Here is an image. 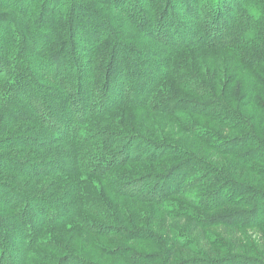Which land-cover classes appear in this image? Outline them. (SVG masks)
Returning <instances> with one entry per match:
<instances>
[{"label": "rangeland", "instance_id": "rangeland-1", "mask_svg": "<svg viewBox=\"0 0 264 264\" xmlns=\"http://www.w3.org/2000/svg\"><path fill=\"white\" fill-rule=\"evenodd\" d=\"M53 1L57 2V6L54 5L52 9L64 10L67 2L90 5L98 13L110 16L111 22L112 17H122L112 5L102 6L101 3H107L102 0H96L95 3L88 0H0V23H8V26L14 27L17 39L22 44H26L28 38L41 43L43 39L47 40L46 36L41 37L39 34L49 29L51 18L46 17ZM250 4L255 5L256 0H251ZM171 6L177 9V14L186 15L182 11L184 6L178 0H171ZM203 20L201 18L197 22ZM31 25L35 27L33 34L27 32V27ZM115 30L118 31L117 28ZM74 32L77 33V30ZM135 34L136 37H144L143 34ZM14 36L13 32L0 29V47H3L4 52L10 50L8 43L14 40ZM127 45L135 46L131 43ZM146 45H151L153 51L162 49L155 42L143 41L136 48L138 60L146 65L152 61L160 64L161 58L151 55ZM17 49L16 51L21 50ZM81 53L83 55L82 51ZM82 57L88 62L89 55ZM23 60L31 67L34 78L42 79L44 75H48L47 72L52 71L51 68L45 70L41 61L28 63L24 55ZM196 65V80H203L208 84L213 77L217 95H222L219 91L222 86L223 90H227L224 84L229 77H233V83H227L231 100H223L231 104V109L239 115L237 119L223 118L222 121L214 122L207 115L209 111L212 113L214 107H204L208 103L207 98L192 95L188 90L172 89L178 91L177 102L181 101L175 105L182 108L174 117L159 112L151 113L139 106L133 107L126 114L117 111L100 122H91L92 129H78V133L74 134V129L70 127L71 132L66 134L68 140L80 139L73 144L58 133L49 138L47 131L43 132L20 122L6 124L8 130L0 136V143L5 147L10 145L11 148H7L8 152L0 150V157L26 161L28 168L24 171L29 176L5 173L0 168V186L10 183L20 195L38 203L36 202L37 208L32 206L33 218L24 228L19 227L14 240H10V246L0 237V263L264 264V221L261 222L259 218L261 215L264 219V212L262 214L260 210L245 207L247 200L258 199L257 195L264 193V94H261V87L257 88L237 69L229 55H205L200 57ZM137 67L130 68L134 72L133 76L131 72H126L122 79L116 78L115 83L121 81L124 91H111L115 93L114 102L119 96L134 99L128 93L136 80L140 81V67ZM146 67L149 69L150 66ZM258 77L264 78L261 74ZM0 79L8 80V76L0 74ZM189 80L187 76V84L191 83ZM42 84L48 86L45 80ZM166 85L168 82H163V86ZM252 87L257 90L254 102L246 99ZM60 88L57 87L56 90L58 95L64 93ZM140 93L138 92V97ZM239 95L245 98L236 100L235 97ZM23 97L25 96L21 94L15 96L17 100ZM223 97L225 98L224 94ZM247 102L250 104L245 106ZM140 103L138 102L139 105ZM5 107L0 98V126L7 120L1 114ZM41 112L49 116L48 110ZM202 112L204 116L200 114ZM107 119L120 122L119 129L104 127ZM101 130L113 131L127 140L125 148L116 152L121 153V160L125 162L121 164L123 167L112 169L107 174L104 172V176H110L103 178L95 176L97 174L90 166L95 158L94 152L99 147L100 139L97 140L95 136ZM74 135L78 136L70 139ZM32 136H37L40 140L44 136V141H41L43 146L32 145L33 142L28 140ZM27 141L32 147L27 148L30 145ZM13 145L24 148H14ZM22 149H26L27 154L21 155ZM128 157L131 160L126 161ZM134 157L138 160L139 157L147 158L145 160L150 162L136 161ZM81 160H86L87 167H82ZM43 172L47 173L42 174ZM42 175L44 178L37 177ZM165 175L168 176L166 186L147 184L139 189L131 188L123 192L128 195L127 199L122 194L113 193L114 182L109 181L116 177L124 179L122 181L146 177L154 180L151 177ZM183 179L188 184L182 182ZM15 180L20 186L16 182L13 184L12 181ZM228 183L233 189L226 185ZM223 187L229 188L224 190ZM247 187L251 190H246ZM154 188L155 192L152 191ZM211 188L215 189L216 195ZM163 191L172 193L170 200L162 202L163 207L149 202L152 198L157 199ZM136 196L140 198H135ZM6 199L9 205L22 207L17 200L7 196ZM219 203L224 205L213 208L214 204ZM9 205L0 201L1 218L14 216L15 212L10 210ZM75 205H79L78 209H71ZM246 211H250L252 215L240 220L241 216L238 214ZM236 222L238 227L231 228Z\"/></svg>", "mask_w": 264, "mask_h": 264}, {"label": "trees", "instance_id": "trees-1", "mask_svg": "<svg viewBox=\"0 0 264 264\" xmlns=\"http://www.w3.org/2000/svg\"><path fill=\"white\" fill-rule=\"evenodd\" d=\"M88 1L90 3L96 2V0ZM250 1L178 0V3L184 6L182 11L186 15H183V13H176L177 9L175 10L174 6V9L172 8L171 0H102V2H107L101 3L102 6L112 5V8L121 14L122 17H112L113 22H111L110 16L98 13V10L90 5L81 6L65 2L67 4L66 9H52L54 5L57 6V2L53 1L51 11H48L46 17L51 18L49 29L41 31L39 34V36H46L45 39L47 40L43 39L41 43L28 38L26 44H22L17 39L16 32L13 30L14 27L8 26V23H0V29H6L7 32L15 34L13 41L9 43L7 42L8 39L5 41L10 45V50L4 52L3 47H0V52H3L0 53V74L8 76V80L0 79V98L3 99L6 106L2 108L1 114L7 118L4 124L0 126V136L7 132V123L20 122L40 131H47L49 138L54 137L55 133L61 134L65 140L67 139L73 144L80 139L68 140L66 134L71 132L70 127L74 129V134L78 133L76 132L78 129H92L91 122H100L107 115L117 111L126 114L133 107L139 106L151 113L159 112L162 115L174 117L178 111L182 110L178 105H175L181 103V101L177 102L176 97L180 90H188L192 95L207 98L208 103L204 104V107H214L212 113L209 111L207 114L214 122L222 121L223 118L237 119L239 115L231 109V104L223 100L227 99L228 102L231 100L228 84L233 83V77L231 79L229 77L228 84H224V87L227 86V90H223L222 86L219 90L222 95H217L214 91L213 77L209 79V85L203 80L200 82L196 80L198 71L196 63L199 62L200 57L205 55H229L237 69L243 72L257 88L261 87V94H264V78L258 77L259 74L264 76V0H256L255 5H251ZM201 18H204L203 22L198 23L197 21ZM190 19L197 20L189 21ZM77 23L80 25H76ZM26 26L25 23L24 27ZM75 29L77 33L74 32ZM34 31L33 25L27 27V32L33 34ZM134 31L143 34L144 37H136ZM143 41L155 42L162 48L159 51H153L151 45H146L151 55L162 60L160 64L153 61L148 62L149 69H147L145 62L138 60L137 57L136 48L140 47ZM128 43L135 46L130 47L127 45ZM16 48H21V50L16 51ZM22 49L24 50L22 51ZM81 51L83 55H89L88 62L85 57H82ZM23 55L28 59V63L41 61L45 70L51 68L52 71L47 72L48 75L42 73L45 76L42 79L34 78L31 67L23 60ZM131 67L139 68L138 79L140 81L137 82L138 80H136L135 83L133 80L135 85L133 87L131 85L132 90L128 93L129 97L134 96V99L128 100L127 96H122V98L119 96L114 102L115 93L111 91H124L123 83L121 81L115 83V80L116 78L122 79L126 72H131V76H133L134 72L130 71ZM187 76L191 83L187 84ZM43 80L48 83L47 87L42 84ZM165 81L168 82V85L164 87L163 82ZM193 85L194 87H192ZM57 87H61L60 90L63 89L64 93L58 95L56 93ZM172 89L178 91L175 92ZM138 92H141L139 97L137 96ZM18 94L25 97L17 100L15 96ZM256 96L257 90L252 87L249 97L246 96V99L254 102ZM235 98L241 101L245 96L239 95ZM51 99H53L52 103H50ZM260 99L263 98L260 97ZM140 100H142L141 103ZM249 104L247 102L245 106ZM42 110H48L49 116H45L41 112ZM191 111L194 112L193 109ZM200 114L204 116L203 112ZM104 122V127L119 129L120 122H113L110 119ZM74 136L70 139L76 138L78 135ZM42 138L40 140L39 137L32 136L28 140L33 142L32 145L43 146L41 141H44V138ZM95 138L100 139L98 140L99 147L94 152L95 158L92 159L93 162L90 166L94 168L92 170L96 172L97 175L95 176L103 178L104 172L107 174L112 169L123 167L121 164L125 162L121 160V153L117 154L116 152L125 148L127 140L125 141V137L113 133V131L106 130H101ZM27 143L30 142L27 141ZM32 145L30 143L27 148L32 147ZM0 146L1 151L8 152L9 149L7 148H11L10 145L5 147L1 143ZM13 146H15L14 148H24L21 145ZM20 152L21 155L27 154L26 149H22ZM139 158L140 160L134 157L136 161L150 162L145 160L147 158ZM129 160L131 159L128 157L126 161ZM85 161H80L83 168L87 167ZM0 168L5 170V173H20L22 176H29L28 172L24 171L28 168L24 160L0 157ZM45 173L47 172L42 174ZM17 177L19 178V175ZM37 177L44 178L43 175ZM151 178L154 180H149L146 177L145 179L122 181L124 179L116 177V179L110 178L109 181L114 182L113 193L122 194L127 199L129 197L123 193L124 191L131 188L139 189L147 184H163L164 187L168 176ZM12 182L15 184L16 180ZM182 182L188 184L186 179H183ZM17 184L20 186L19 183ZM226 185L233 189L230 183ZM229 187H223V189ZM245 189L251 190L248 187ZM212 190L215 191V189ZM152 191L155 192L156 189L154 188ZM171 194L163 191L157 199L152 198L149 202L163 207L162 202L170 200ZM6 196L17 200L22 207L16 208V206L9 205ZM257 196H259L258 199L247 200L245 207L260 210V213L263 214L264 193H259ZM135 198L140 197L136 196ZM28 200L31 199L20 195L12 187V184L5 183L0 186V201L4 204L7 203L10 210L15 212L12 218L0 217V237L4 242H7L8 246H10V240H14L15 233L20 230L19 227L24 228L25 224L33 218L32 206L37 208V201L32 199L30 201L33 203L32 205L31 203L27 204ZM220 204H214L213 208L217 209L224 205ZM78 206L75 205L71 209H78ZM249 212L238 214L241 216L240 220L243 221L251 216L252 213ZM259 218L261 222L264 221L261 215ZM235 224L231 228H237L238 222ZM209 264L218 263L210 262Z\"/></svg>", "mask_w": 264, "mask_h": 264}]
</instances>
